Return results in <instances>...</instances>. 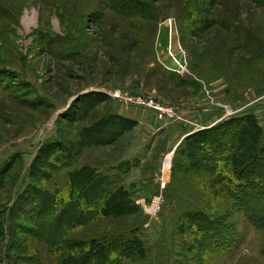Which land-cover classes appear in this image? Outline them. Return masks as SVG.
<instances>
[{"label":"rangeland","instance_id":"374dc122","mask_svg":"<svg viewBox=\"0 0 264 264\" xmlns=\"http://www.w3.org/2000/svg\"><path fill=\"white\" fill-rule=\"evenodd\" d=\"M117 1L0 0V213L34 188L65 208L92 172L110 181L105 201L133 205L74 236L135 242L144 253L122 264H264V228L218 181L233 169L198 164L210 128L252 114L264 129V3L133 0L140 11L126 17ZM128 98L173 107V122ZM195 215L213 222L211 240ZM33 216H19L23 243ZM30 246L47 262L44 243Z\"/></svg>","mask_w":264,"mask_h":264},{"label":"trees","instance_id":"16d2710c","mask_svg":"<svg viewBox=\"0 0 264 264\" xmlns=\"http://www.w3.org/2000/svg\"><path fill=\"white\" fill-rule=\"evenodd\" d=\"M257 1L264 3L263 0ZM114 8L126 17H133L132 15L140 11L133 0H118ZM114 123L124 124L119 120H114ZM202 135L205 138L199 144L201 161L198 164L204 166L203 164L209 162L208 166L213 164V169L219 171L232 168V177L221 174L218 181L225 183V186L234 184V198L239 207L244 209L243 213L250 215L251 223L257 228H264V129L259 125L257 118L252 114L232 118L199 136ZM208 149L214 150L211 154H206ZM219 161H224V164H216ZM215 170H212V173L216 172ZM83 180L85 181L78 186L72 181L69 194L71 202L65 208H60L63 202L61 193L49 194L47 190L39 191L34 188L25 190L17 203L7 210V214L0 213V264H122L120 256L124 255L129 259L133 253H144L135 242L131 243L132 246L120 243L112 246L108 240L83 242L74 236L79 231V226L91 222V217H108L111 214L122 216L125 215L123 209L126 205H133L129 201L114 199L116 196L105 201L106 193L110 192L108 179L100 178L91 172ZM230 194L234 196L233 191H230ZM25 200L27 203L22 205ZM99 202L104 206L97 209ZM113 202L115 207H111ZM26 209L34 213L35 220L25 229L28 238L34 240L37 245L44 243L50 250L45 263L40 261L37 253H32L30 240L23 243L14 232L18 226L20 228L17 222ZM195 216L191 220L198 221L201 230L205 232L204 236L211 240L213 222ZM112 249L119 257H115ZM262 252L264 254V246ZM100 258L102 261H99Z\"/></svg>","mask_w":264,"mask_h":264},{"label":"built area","instance_id":"2783aa9c","mask_svg":"<svg viewBox=\"0 0 264 264\" xmlns=\"http://www.w3.org/2000/svg\"><path fill=\"white\" fill-rule=\"evenodd\" d=\"M119 98V97H117ZM131 103L138 105V107L147 109L151 111L160 122H173L169 117H173L174 110L173 107L160 103L152 98H128ZM176 114V113H175Z\"/></svg>","mask_w":264,"mask_h":264},{"label":"bare ground","instance_id":"6f19581e","mask_svg":"<svg viewBox=\"0 0 264 264\" xmlns=\"http://www.w3.org/2000/svg\"><path fill=\"white\" fill-rule=\"evenodd\" d=\"M173 153H171L170 155H169V157L167 158V160H166V162H165V169H169L170 168V164H171V155H172Z\"/></svg>","mask_w":264,"mask_h":264},{"label":"crops","instance_id":"0c3cea01","mask_svg":"<svg viewBox=\"0 0 264 264\" xmlns=\"http://www.w3.org/2000/svg\"><path fill=\"white\" fill-rule=\"evenodd\" d=\"M124 117V116H123ZM125 118V117H124ZM181 135H183L184 136V132L182 133V134H180V137H181ZM185 138V137H184ZM184 138H182L179 142H178V144L176 145V148L180 145V143L183 141V139ZM176 148H175V150H176Z\"/></svg>","mask_w":264,"mask_h":264}]
</instances>
